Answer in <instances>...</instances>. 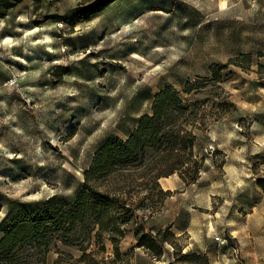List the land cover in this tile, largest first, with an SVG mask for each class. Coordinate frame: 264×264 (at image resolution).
Returning a JSON list of instances; mask_svg holds the SVG:
<instances>
[{"label": "rangeland", "instance_id": "obj_1", "mask_svg": "<svg viewBox=\"0 0 264 264\" xmlns=\"http://www.w3.org/2000/svg\"><path fill=\"white\" fill-rule=\"evenodd\" d=\"M11 1L0 14V237L52 196L73 202L98 148L127 139L170 87L195 110L204 168L189 186L177 174L160 179L171 195L159 211H137L147 231L171 227L163 257L137 248L133 232L122 254L128 264H171L179 249L209 264H264V0H122L89 22L90 0ZM244 54L249 70L230 65L219 87L183 93ZM222 107L234 108L217 119ZM148 185L134 199L160 201Z\"/></svg>", "mask_w": 264, "mask_h": 264}, {"label": "trees", "instance_id": "obj_2", "mask_svg": "<svg viewBox=\"0 0 264 264\" xmlns=\"http://www.w3.org/2000/svg\"><path fill=\"white\" fill-rule=\"evenodd\" d=\"M119 1L122 0H90L81 4L86 11L81 20L89 22ZM13 7L11 0H3L0 14L2 9ZM251 60V54H244L226 65H211V77L188 80L183 93L197 94L208 83L219 87L224 82L222 74L230 65L249 70ZM232 108L222 107L217 119ZM194 113L176 90L166 87L156 93L151 112L140 117L127 139L112 138L98 148L83 173V186L73 202L55 195L43 206L23 210L13 218L0 237V264H49L53 249L56 258L50 264H128L120 246L129 232H133L137 248L145 249L159 261L166 244H173L176 237L170 232L171 227L155 233L147 231L146 220L136 214L141 209L159 211L171 195L170 191L159 190L160 179L177 174L187 186L199 179L204 162L194 154L195 125L190 124ZM149 152L152 155L146 160ZM148 184H152L151 190H159L160 201L148 196L134 199L132 193L142 191ZM258 184L264 190V180ZM107 244L112 254L108 253ZM61 246L78 248L80 256L66 253ZM175 256L171 264H187L194 259L209 264L206 255L182 254L179 249Z\"/></svg>", "mask_w": 264, "mask_h": 264}, {"label": "crops", "instance_id": "obj_3", "mask_svg": "<svg viewBox=\"0 0 264 264\" xmlns=\"http://www.w3.org/2000/svg\"><path fill=\"white\" fill-rule=\"evenodd\" d=\"M161 91V90H160ZM163 189L165 190V191H172V189H171V187H163Z\"/></svg>", "mask_w": 264, "mask_h": 264}]
</instances>
